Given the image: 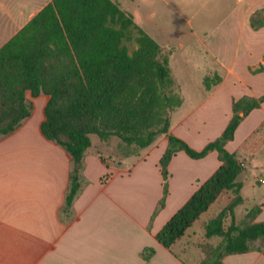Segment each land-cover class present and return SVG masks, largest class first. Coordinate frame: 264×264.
<instances>
[{
	"label": "crops",
	"instance_id": "0c3cea01",
	"mask_svg": "<svg viewBox=\"0 0 264 264\" xmlns=\"http://www.w3.org/2000/svg\"><path fill=\"white\" fill-rule=\"evenodd\" d=\"M8 1V20L16 27L10 39L51 0ZM116 1L124 8L122 1ZM126 1L142 8V14L124 9L155 41L160 29L151 28L147 22L157 16L156 3L185 20L187 35L203 48L202 68L207 74L203 80L213 74L221 77L210 88L202 84L204 96L190 104L182 96L188 94L185 84L175 79L182 104L171 115L169 134L202 150L226 128L235 100L264 97V71H256L264 66V26L255 30L250 24L251 15L264 8V0ZM174 35L178 38L177 33ZM186 47L179 41L165 48H172V56ZM191 62L184 56L183 64ZM26 97L33 105L31 115L14 132L0 137V264H191L175 250L187 232L171 249L161 245L156 234L218 169V153L212 151L204 158L193 159L178 152L168 165L164 197L159 161L167 147V136L158 137L137 155L113 165L98 152H91V145L82 172L86 184L66 214L62 208L69 186L70 155L42 134L49 96L33 97L27 92ZM187 103L190 109L185 113ZM214 126L218 127L216 131L211 129ZM98 143L101 146L107 142ZM225 148L238 156L244 168L249 167L250 178L237 180L241 184V206H245V213L259 206L256 221L264 222V101L243 118ZM227 194L231 201V192L218 201ZM163 198L164 206L158 209ZM145 248L154 250L149 260L142 255ZM223 262L264 264V250L229 255Z\"/></svg>",
	"mask_w": 264,
	"mask_h": 264
},
{
	"label": "trees",
	"instance_id": "16d2710c",
	"mask_svg": "<svg viewBox=\"0 0 264 264\" xmlns=\"http://www.w3.org/2000/svg\"><path fill=\"white\" fill-rule=\"evenodd\" d=\"M250 24L255 30L264 26V8L251 15ZM172 51L149 36L116 0H51L0 47V137L14 132L31 115L33 105L27 92L33 97L49 96L41 131L70 155L69 186L62 208L66 214L86 184L82 172L91 135L101 141L117 138L124 158L167 136L159 161L164 197L168 165L178 152L201 159L216 151L221 163L218 169L156 239L171 249L213 204L231 192L226 208L204 225L205 237H216L219 242L201 244L202 257L197 264H224L229 255L263 251L264 222L256 221L260 207L247 210L241 222H235V208L243 203L237 177L244 166L225 146L264 97L235 100L222 134L202 150H195L169 134L171 115L182 104L170 68ZM256 71H264V66ZM220 81L221 77L213 74L206 76L203 84L210 88ZM163 206L164 198L158 209ZM153 253L152 248H145L142 255L149 260Z\"/></svg>",
	"mask_w": 264,
	"mask_h": 264
},
{
	"label": "rangeland",
	"instance_id": "374dc122",
	"mask_svg": "<svg viewBox=\"0 0 264 264\" xmlns=\"http://www.w3.org/2000/svg\"><path fill=\"white\" fill-rule=\"evenodd\" d=\"M123 2L124 8L136 9L142 14V8H134L133 5H130L126 0H119ZM10 1L8 0H0V46L12 35L15 31L16 27L8 20L7 10L11 9L8 6ZM128 3V4H127ZM142 7V4L139 5ZM155 7H159L157 16L149 19L147 22L151 28H155L158 26L160 29V36H155L158 43L163 46H168L171 43H179L183 42L187 47L185 50H179L175 55L170 57V68L172 71V76L177 80L178 83H184L183 87H186V94H182L185 98H188L190 103H197L204 96V87H203V77L207 74H203V68L205 64H203L201 58V51L203 53V48L198 44L196 40H193L186 33L187 23L185 20L181 19L179 16L173 14L171 11L164 9L159 6L158 3L154 5ZM146 6V10H147ZM13 9L11 10V12ZM10 12V13H11ZM189 14H187L186 18H189ZM201 16H197V20L200 19ZM216 18H219L216 17ZM195 19V20H196ZM178 35V38L174 35ZM199 52V53H198ZM184 56H187L191 59V64H183ZM210 63V62H209ZM214 65L213 63H211ZM199 66L201 68H199ZM177 86V85H176ZM176 89V87H175ZM189 104L187 103L185 107H183V112L188 113ZM218 118V116H216ZM213 131L218 129L217 126L211 127ZM92 147L91 152H98L103 159L110 160L112 162H118L123 159V154L119 149V140L115 137L110 138L108 141H102L107 143H101V146H97L100 141V138L97 135H91ZM264 157V155H263ZM135 160L134 158L131 161ZM113 165V163H112ZM252 167V166H251ZM250 167V168H251ZM249 167L244 168L242 175L237 179H249L250 173L247 171ZM230 194H227L223 199L218 201V203L213 204L209 211L204 214L201 219L190 229L187 230L185 237L182 241L175 246V250L185 258L189 263L194 264L196 261H199L201 258V251L199 245L202 243H210L212 245H216L219 242V239L214 237L207 239L205 237L204 224L208 221L209 217L217 215L221 210L226 208L230 201ZM246 208H250V206H246ZM245 213V206H238L235 210L234 219L236 222H240ZM231 221V218L230 220ZM228 221V222H229ZM227 222V224H228ZM226 224V225H227Z\"/></svg>",
	"mask_w": 264,
	"mask_h": 264
},
{
	"label": "built area",
	"instance_id": "2783aa9c",
	"mask_svg": "<svg viewBox=\"0 0 264 264\" xmlns=\"http://www.w3.org/2000/svg\"><path fill=\"white\" fill-rule=\"evenodd\" d=\"M261 183H263V184H264V180H261Z\"/></svg>",
	"mask_w": 264,
	"mask_h": 264
},
{
	"label": "water",
	"instance_id": "95a60500",
	"mask_svg": "<svg viewBox=\"0 0 264 264\" xmlns=\"http://www.w3.org/2000/svg\"><path fill=\"white\" fill-rule=\"evenodd\" d=\"M240 115H243V113H240Z\"/></svg>",
	"mask_w": 264,
	"mask_h": 264
}]
</instances>
